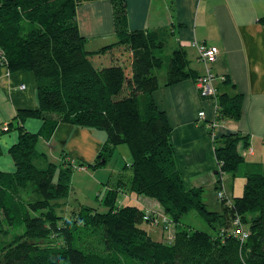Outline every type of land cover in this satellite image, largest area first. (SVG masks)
Wrapping results in <instances>:
<instances>
[{
  "label": "trees",
  "instance_id": "trees-1",
  "mask_svg": "<svg viewBox=\"0 0 264 264\" xmlns=\"http://www.w3.org/2000/svg\"><path fill=\"white\" fill-rule=\"evenodd\" d=\"M126 4L114 1L117 42L89 50L76 0H0V69L33 74L38 98L36 109L18 110L0 128V141L12 131L17 135L9 149L14 170H0V264H264V165L247 161L241 150V142L249 147V136L214 139V190L223 199L221 211L210 210L206 189H188L184 182L173 125L153 95L156 72L165 66L167 86L180 81L183 54L166 56L160 32L130 31ZM218 97L219 119L242 118L243 95ZM32 119L41 121L38 131L27 129ZM62 124L107 135L96 159L76 167L97 169L117 146L129 148L130 174L119 172L115 185L104 186L91 203L97 208L71 199L75 167L65 164L67 155L55 164L37 150L41 138L50 140ZM37 156L44 166L35 163ZM228 175L244 178L241 195H229ZM120 193L156 200L163 218L120 205ZM191 212L209 231L183 223ZM145 223L167 232L166 241L155 240Z\"/></svg>",
  "mask_w": 264,
  "mask_h": 264
},
{
  "label": "crops",
  "instance_id": "crops-1",
  "mask_svg": "<svg viewBox=\"0 0 264 264\" xmlns=\"http://www.w3.org/2000/svg\"><path fill=\"white\" fill-rule=\"evenodd\" d=\"M76 1L78 23L87 39V49L99 50L117 42L115 0ZM124 1L130 31L160 32L165 41L163 52L166 56L172 58L176 51L183 54L185 63L179 67L183 72L180 81L167 86L166 81L171 75L168 76L165 66L166 75L161 78L157 75V89L153 95L173 125L171 141L187 188L203 187L207 190L215 187L219 167L213 140L229 133L249 136V152L244 153L245 147H242L247 161L264 165L263 158H256L255 150L257 139L264 143V23L261 21L264 0ZM200 46L218 49L215 63L207 65L201 61ZM208 69L216 77L219 94L243 95L241 119H219L214 100L200 95L195 81ZM37 107L34 75L0 69V128H7L18 110ZM202 111L206 113L204 119L199 117ZM40 126L41 121L35 119L26 123L30 131H38ZM85 129L69 124L59 126L54 136L60 132L65 134L61 139L66 157L85 162L96 159L106 138L100 144L90 137L92 131ZM77 133L79 136L75 137ZM11 136L7 144L9 149L17 141V135ZM85 148L88 153L81 155ZM9 165L15 166L13 159ZM6 169L0 159V170ZM226 179L224 185L228 188ZM118 202L158 213V202L143 196L120 193Z\"/></svg>",
  "mask_w": 264,
  "mask_h": 264
},
{
  "label": "rangeland",
  "instance_id": "rangeland-1",
  "mask_svg": "<svg viewBox=\"0 0 264 264\" xmlns=\"http://www.w3.org/2000/svg\"><path fill=\"white\" fill-rule=\"evenodd\" d=\"M156 75H158L160 78L164 77L166 75V70L165 69L158 70L156 72ZM200 95L202 96L201 93ZM243 103H244V99H243ZM218 111H220V108H218ZM253 116H254V113H253ZM85 130L92 131V134L90 137L93 138L96 142L98 141L100 144H102L103 139L106 138L107 136L106 132L104 131L95 130V129H85ZM13 134H15V131H12L11 134H7L0 141L2 145L1 148H4V152L0 156V159L4 164V167L8 168L6 169V171L8 172L10 171L12 172L14 170V167L9 165L10 162L12 161V157H11V154L9 153V146L7 145L9 144V141H10L9 138L12 137L11 135ZM64 135L65 134L63 132H60L59 135H57V137L53 135V137L50 140H45L41 138V140L39 141L37 145V150L39 153L47 154L48 162L59 164L63 160L62 159L63 154L67 155L66 153L67 151L64 149L65 145L63 144V141L61 139L64 137ZM78 136L79 134L77 133L75 137H78ZM213 136L215 135L213 134L212 137ZM213 143H214V140H213ZM240 145H241V150H242L243 143L241 142ZM214 150H215V146H214ZM248 150H249V147H245L244 151L246 152L244 153H248L249 152ZM255 150H256V158L257 159L263 158L264 160V143L262 141L260 142V139L256 140ZM87 153L88 151L85 148V150H83L81 155H86ZM68 157H65V164L68 165L69 163V165H72L73 167H75L74 172L72 174V187L74 185L75 190H73L71 199L72 200L74 199L75 201V199H78L79 197L81 200H89L87 203L90 206L94 205V204L92 205L91 203H96L98 201L97 195L99 194V192L104 191L105 189L104 186L106 184L112 183L113 185H115L118 182V180L121 179L122 176L118 177L119 172H123L124 174H130V170L125 169V167L127 163L129 164L131 163L132 157H131L129 148L126 145L117 146L114 150L112 157L106 162V164L102 165L101 167L97 169H90L89 171L79 170L80 167H76V166L80 160L76 161L74 158H68ZM104 162H105V159H101V163H104ZM35 163L38 166L42 167L44 166L46 162L44 158H40L37 156L35 158ZM218 167H219V164H218ZM226 178H227L226 180L228 183V191L230 192L229 195L230 196H233V194L234 196L237 194L241 195L244 191V186H245L244 178L238 177V178L233 179L229 175L226 176ZM101 182H104V183L101 184ZM75 192H77L78 195ZM218 197L223 199L219 195ZM218 197H217V194L214 188H210L205 191L204 198H205V201L208 203L210 210L221 211L222 207H221L220 202L222 200H219ZM149 199L156 201L152 198H149ZM72 200H70V203H69L70 205L72 204L71 202ZM128 205H130V203H128ZM157 205H159L158 211H157L159 214L158 213L157 214L160 218H162L161 217L162 215L160 214H164L163 207L159 203ZM94 207L97 208L99 207V205H94ZM101 209L105 211L103 207ZM60 213L61 211L59 210V214ZM183 223L185 225H191L192 227L198 230L209 231V226L205 224V222L195 212H191L185 215L183 218ZM185 225L182 226V228H187ZM142 227L146 229L155 240L166 241V238L168 237L167 232L164 233L161 227H155V226H152L151 224H146V223L143 224ZM0 240H1V236H0Z\"/></svg>",
  "mask_w": 264,
  "mask_h": 264
},
{
  "label": "built area",
  "instance_id": "built-area-1",
  "mask_svg": "<svg viewBox=\"0 0 264 264\" xmlns=\"http://www.w3.org/2000/svg\"><path fill=\"white\" fill-rule=\"evenodd\" d=\"M199 51H200L201 61H203L207 65H211L215 63L219 52L217 48L214 47L207 48L204 46H200ZM215 79L216 77L212 73L211 69H208V71L205 74L201 75L196 79V85L198 87V90L202 94L203 98L214 100V107L215 110L217 111L219 106L218 105L219 92L217 86L215 85ZM24 88L25 87H22V89ZM199 117L201 119H204L206 117V113L204 111L200 112ZM215 126L216 124L214 125V127ZM219 196L222 197V194L220 193Z\"/></svg>",
  "mask_w": 264,
  "mask_h": 264
}]
</instances>
